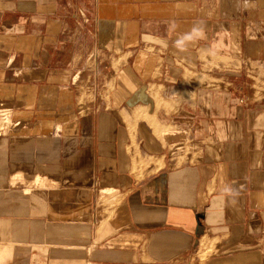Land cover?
<instances>
[{
    "label": "crops",
    "instance_id": "0c3cea01",
    "mask_svg": "<svg viewBox=\"0 0 264 264\" xmlns=\"http://www.w3.org/2000/svg\"><path fill=\"white\" fill-rule=\"evenodd\" d=\"M259 77L264 0H0V264H264Z\"/></svg>",
    "mask_w": 264,
    "mask_h": 264
},
{
    "label": "rangeland",
    "instance_id": "374dc122",
    "mask_svg": "<svg viewBox=\"0 0 264 264\" xmlns=\"http://www.w3.org/2000/svg\"><path fill=\"white\" fill-rule=\"evenodd\" d=\"M94 56L95 55L92 54L91 59H89V63L94 62ZM209 59H211L212 62H209ZM235 64H236V62L232 61L230 59H221V61H220V58L215 57V56H211L210 58H207L204 56L202 58V68L200 69V71H197V72L187 71L184 75L185 76L184 82L187 84H190V81L194 80V84L196 85V88H198V87H216V88L230 87L231 84H228L229 78H230L228 74L237 73L238 69H237V66ZM103 71L104 70H102V72ZM109 76L112 78L111 74ZM81 88H82L81 89L82 93H84L83 99L85 98V100H86L87 94H88V92H90V88L86 84L83 85V87L81 86ZM196 88H193V89L196 90ZM195 90H192V91L185 90V94L183 95V98L180 101L181 104L183 102H188L189 100L190 101L192 100V102H193ZM253 90L255 91V93H257V94L260 93L262 95V93H264V79H262L260 77L256 78V84H255ZM184 97H185V100H183ZM1 104H0V128H1L0 134H7V133L12 132L14 127L11 128L12 126H10L8 128H5L4 123H6V122H5L4 118L8 117L12 123H16V122L12 121L11 116H10V111L8 110V108L4 105L2 106ZM179 146L185 147V148H182V150H184V152H181V154H184L185 152L189 151L191 148L190 143L179 145ZM176 147L177 146H175L172 150L174 151ZM191 149H192V152L194 154H196L197 149L193 143H192ZM119 200H120V198H116L114 200H110L108 203L113 205V204L118 203ZM102 209H104V208H102ZM104 212L106 213V211H104ZM106 216L104 214V217H106ZM204 251H207V249ZM207 252H206V254L212 253L213 249L208 250ZM206 254L203 253V256H205Z\"/></svg>",
    "mask_w": 264,
    "mask_h": 264
},
{
    "label": "bare ground",
    "instance_id": "6f19581e",
    "mask_svg": "<svg viewBox=\"0 0 264 264\" xmlns=\"http://www.w3.org/2000/svg\"><path fill=\"white\" fill-rule=\"evenodd\" d=\"M189 73V72H188ZM6 124V125H5ZM16 125V124H15ZM15 125L12 123H10V121H9V119L8 120H6V123H4V126H5V128H8V127H10V126H14L15 127ZM19 126V125H18ZM1 129V128H0ZM4 129V128H3ZM1 131V130H0ZM3 132V131H2ZM90 164V163H89ZM75 168V167H74ZM24 172V171H23ZM13 176V175H12ZM37 176V175H36ZM24 177V174H22V175H19V174H17L16 173V175L14 176V177H12V182H11V186L13 185L12 183H20L21 182V184H23L24 182H25V180H24V182L22 183V181H23V178ZM26 178V177H25ZM55 178V177H54ZM57 179V178H56ZM19 180H21L20 182H19ZM47 179H45V178H42L41 176H39V177H36V179L33 181V182H31V184L30 185H35L37 188H39V190H41L43 187H45V186H49V187H51V186H53L54 184H55V181L54 182H49V181H46ZM67 180V179H66ZM68 181V180H67ZM16 183V184H17ZM28 183V182H27ZM57 183V182H56ZM15 185V184H14ZM13 185V186H14ZM18 185V184H17ZM23 185H26L25 183L23 184ZM28 185V184H27ZM59 186V185H58ZM55 187V186H54ZM32 189V188H31ZM29 191V190H28ZM27 191V192H28ZM99 191H102L103 193H109V192H112V190H109V189H103V190H99ZM114 192V191H113ZM124 210V209H123ZM105 210L104 209H101V212H99L100 213V216H101V218H102V220H104V218H106L107 216V212L105 213L104 212ZM109 211V210H108ZM118 212V211H117ZM122 212H124V211H122ZM104 214H105V216L106 217H104ZM123 214V213H122ZM125 214V213H124ZM123 214V215H124ZM122 215V216H123ZM125 217V216H124ZM123 217V218H124ZM120 219H122V217L120 218ZM106 220V219H105ZM108 220H109V218H108ZM112 221V220H111ZM122 221H124V220H122ZM122 221L121 220H119V221H116L118 224H120L119 222H121L122 223ZM116 222H114V223H116ZM113 223V222H112ZM116 223V224H117ZM100 224V223H99ZM108 224V223H107ZM104 225H106V224H104ZM121 225V224H120ZM116 226V225H115ZM123 226V225H122ZM111 227H113V226H111ZM117 227H119L118 225H117ZM121 227V226H120ZM124 227V226H123ZM122 227V228H123ZM110 228V227H109ZM108 228V229H109ZM114 228H116V227H114ZM112 229V228H111ZM111 229H109L110 231H111ZM117 229V228H116ZM113 230H115V229H113ZM118 230V229H117ZM116 231V230H115ZM110 233V232H109ZM113 233V232H112ZM111 234V233H110ZM20 235V234H19ZM104 236H106L105 234H104ZM103 238V237H102ZM17 239V238H16ZM16 242V241H15ZM6 243V242H5ZM11 243H12V240H11ZM19 243V242H18ZM18 243H16V244H18ZM6 244H8V243H6ZM15 244V243H14ZM21 244V243H20ZM24 244H26V243H24ZM38 245V244H37ZM50 245V244H49ZM33 246H35V245H33ZM56 246V245H55ZM48 248V247H47ZM90 249V248H89ZM31 250V249H30ZM13 259V258H12ZM23 259V258H22Z\"/></svg>",
    "mask_w": 264,
    "mask_h": 264
},
{
    "label": "clouds",
    "instance_id": "9594fccd",
    "mask_svg": "<svg viewBox=\"0 0 264 264\" xmlns=\"http://www.w3.org/2000/svg\"><path fill=\"white\" fill-rule=\"evenodd\" d=\"M200 32H202V29L193 28V30H192V34H197V33H200ZM192 34L185 35L182 40L177 41V46L182 45L185 40L191 39L192 38ZM226 191H228V192H234V190L231 189V188L226 189Z\"/></svg>",
    "mask_w": 264,
    "mask_h": 264
},
{
    "label": "built area",
    "instance_id": "2783aa9c",
    "mask_svg": "<svg viewBox=\"0 0 264 264\" xmlns=\"http://www.w3.org/2000/svg\"><path fill=\"white\" fill-rule=\"evenodd\" d=\"M3 106V104H1ZM19 122H16V124H18Z\"/></svg>",
    "mask_w": 264,
    "mask_h": 264
}]
</instances>
